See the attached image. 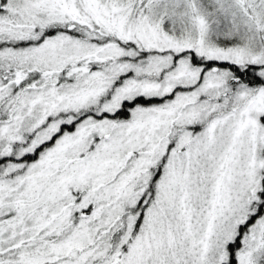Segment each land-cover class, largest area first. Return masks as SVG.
Instances as JSON below:
<instances>
[{
	"label": "snow or ice",
	"instance_id": "6c2138e0",
	"mask_svg": "<svg viewBox=\"0 0 264 264\" xmlns=\"http://www.w3.org/2000/svg\"><path fill=\"white\" fill-rule=\"evenodd\" d=\"M0 264H264V0H0Z\"/></svg>",
	"mask_w": 264,
	"mask_h": 264
}]
</instances>
